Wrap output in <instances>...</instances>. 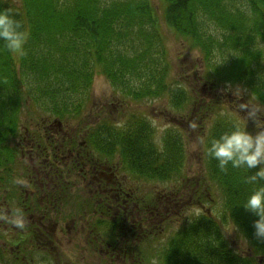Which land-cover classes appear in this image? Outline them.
I'll return each mask as SVG.
<instances>
[{
	"label": "trees",
	"instance_id": "trees-1",
	"mask_svg": "<svg viewBox=\"0 0 264 264\" xmlns=\"http://www.w3.org/2000/svg\"><path fill=\"white\" fill-rule=\"evenodd\" d=\"M18 1L0 0V9L13 8L29 28V38L35 39L28 46H24L22 55H12L7 49H0V66L5 68L7 64L11 65L8 75L1 78L3 81L0 80V89L7 90V83L15 86L8 91L15 97L14 105L8 97L5 99L1 97L0 91L2 98L0 137L10 126L16 129V133L19 131V125L11 123L21 111L17 102L22 86L27 88L33 101L39 94L41 100L51 97L53 104L49 100L46 105H52L53 111L59 106L62 108V115L65 116V113H69L67 106H71L73 95L80 89L74 90L70 102L65 100L67 92H70L66 89L69 87L67 85L69 79L81 82L87 75H90L91 79L94 69L98 74L104 73L112 80L117 78L141 80L146 71L168 70L166 67H157L159 65L156 62L162 59L165 61L169 52L165 48L157 11L153 7H147V4L143 3L145 0H24L27 2V8ZM163 2V14L168 19V26L187 40L188 47L199 45L206 56H212L214 52H221L224 49L229 55L227 58H231V66L239 67L237 71L241 72L237 77L234 76V81L240 80L241 77L245 79V72L246 79L250 74L251 76L264 74L258 68H252V65L259 64L264 71V66L260 63L262 59L264 60V47L260 49L258 45H253L256 35L264 37V0H163ZM121 17L123 18L121 23H125L128 29L119 28L123 25L120 24ZM135 17L139 26L138 32L133 35L129 34V31L132 29L131 21ZM145 22L147 25L143 27ZM210 28L219 31L222 41L209 33ZM42 32L43 43L38 47ZM57 33L67 35V38L71 35L76 39L71 42L64 41L61 45L57 42ZM121 37H125L131 44L125 45ZM222 57L224 62L229 60L226 55ZM26 60L29 62H24ZM99 60L100 67L96 65ZM251 63L253 64L250 66ZM45 76H50L46 82ZM39 78L42 79L40 84ZM27 79L31 82L30 86L27 85ZM163 81L164 75L155 81L156 90L153 92L155 95L162 94L161 91L168 88ZM70 85L72 89L75 88V84ZM253 91L261 92L255 87ZM138 94L144 92L140 91ZM220 122L223 124L226 121ZM140 126L141 121H138L136 129L138 130ZM230 126L229 122L226 126L217 124L215 131L210 128V136H218ZM100 133L97 129L91 135L93 141L92 138L97 137L95 144L98 150H101L110 138L109 134L98 137ZM0 144L3 147H0V186L7 187L8 184H14L12 179L9 180V176L18 174L15 170L19 165L13 160V149L9 148L4 140H0ZM203 153L209 180L215 179L219 183L220 197L216 221L212 214L204 215L203 223L200 218V221L199 219L192 221L187 228L180 229L170 237V243H166L159 256L164 260L163 264H257L254 255H264V237L255 235L254 221L258 217L241 204L253 187L244 182V177L256 169L247 171L229 165L226 171H222L217 161L209 157L205 149ZM13 192L18 193L21 198L20 185L15 186ZM227 223L234 226L236 224V228L251 247V256H244L242 259L231 252L232 249L225 241L220 228ZM183 242L187 245L190 243L197 245L193 249L191 245L183 246ZM202 249L205 256L200 254ZM3 255L0 246V264L4 263Z\"/></svg>",
	"mask_w": 264,
	"mask_h": 264
},
{
	"label": "rangeland",
	"instance_id": "rangeland-1",
	"mask_svg": "<svg viewBox=\"0 0 264 264\" xmlns=\"http://www.w3.org/2000/svg\"><path fill=\"white\" fill-rule=\"evenodd\" d=\"M3 1L9 2V0ZM10 1L15 2L16 0ZM143 3L147 4V7L149 6L155 8V10L157 11V15L159 17L158 24L160 29H162L163 41L165 44V48L169 52V55L166 57L165 61H163V59L157 61L156 63L159 66H156L160 68L166 67L168 71H146L144 72L145 75L143 74L141 76V80L131 79L128 89L142 90L145 88V86L149 84L155 85V81L157 80V78H162L165 74H167V76H165L164 79L167 83L168 88H165L164 91H161L162 94L154 95L153 97L151 95H145L142 96V100L129 101L128 97L126 99H123L120 91L117 90L114 86H112V78L107 77V75L104 73L98 74L96 69H94L92 71L91 79L90 75H87L86 79H83V81L81 82L71 79H69V81L67 80V82H69L67 84L69 87H67L66 89L70 92H67L68 94L65 96V100L70 102V98L71 95L74 94V90L76 88L80 89L78 93L73 95L70 103L71 106H67L69 109V113H65V116L60 114V116L63 117L61 118V127H65V129H69V131L78 130L79 136H82V133L87 131L86 136L88 137H90L92 133H94L98 126L102 125L103 120H108L107 122H105V126L111 127L113 129H118L119 126L125 127L126 125L136 123L137 120L141 122L143 120H146L151 125L149 128H151L153 131H157L156 134H159L163 128L166 129L171 127L172 130L173 128L178 129L182 127L181 130L186 139L185 150L188 151V157L182 163L183 168L181 167V171L183 173H179L175 177L169 179L166 184H163L158 180L150 179H146L140 182L136 181V183L135 181H133L137 192L141 193L143 199L148 195L147 193H149L153 195L152 197H154L155 199H159V197H169L168 199L175 201L171 206L173 207L171 208L172 213H170L169 217H167L166 219L165 228L162 233H159L160 236L158 238L164 240L167 239L168 236L171 237L175 230L180 229V225L185 224L186 220L187 222L190 221L192 218L195 217V215H198V213L201 214V217L206 214H212L215 216L213 217L214 219L217 218L216 215L218 214V201L220 197L219 189L215 184L210 182L209 176L204 170L200 168V164L203 163V156H205L202 155V152L205 149V145L202 144L201 141L206 136H210L208 128L216 126V123L209 120V118L206 116V112L203 111V109L205 106L207 107V103H211L210 101L213 100L214 106L218 109L217 112L219 113V118L227 117L228 121L231 122L234 116L238 115V113L235 112V105L232 103L235 98L232 95L231 91L225 92L223 90L225 83L228 81H218L215 78L216 76H214V79L216 80V85L214 86L215 89H208L207 91V89L204 90L202 87L203 83L205 84V82L204 80H200V74L208 76L209 82H212L211 75H209V73L207 72V68L202 66L205 59L209 60L212 56H206L205 53L202 52V48L199 45L198 47L194 48L188 47L187 40L182 39L181 37L179 38V36H177L170 29V27L168 26V19H166L163 14V0H145ZM119 19L120 24H123L119 28L128 29L125 23H121L123 22V18L121 17ZM124 19H126V17ZM146 25L147 24L145 22L142 26L145 27ZM138 26L139 25L135 17L131 21L132 29L129 31V34L135 35L138 32ZM129 36L130 35H128V37ZM121 38H123V43L125 45L127 44L129 46L131 44L129 40H125V37ZM220 41H222V39H220ZM253 45H258L259 48L262 49L264 47V37L261 35H256V39L254 40ZM212 55H215L216 59L225 55L226 58L229 56L228 54H226V52H224V49L221 50V52H214V54ZM262 64L264 66V62H262ZM261 72H263V70ZM49 77L50 76L44 77L45 82L49 79ZM239 79L240 80L238 81L232 82V84L241 85L243 82V77ZM41 81L42 79L39 78L38 84H40ZM54 82L55 81L53 80L52 83ZM178 82L179 84L177 85ZM70 84H75V88L72 89ZM27 85H31V82L28 79ZM241 86L246 89V91L244 92L243 99L247 100L250 92L247 87L243 85ZM194 90L197 91V94L203 99H199V96L195 97V102L191 101L188 104L190 109L186 111L184 102L185 97L189 98L192 91ZM166 93H168L169 100H171L172 102L171 107L169 105L168 98L164 96V94ZM178 93V100H173V95ZM216 96H219L220 101L223 102L221 103L217 101ZM262 99L264 100V97ZM40 100L41 95L39 94L36 98H34V101L28 100L25 105L21 106V117L23 121L19 125V137L24 138L28 136L32 130L35 129H37L39 132L44 133V126L43 124H41V120L46 119L48 120V123L51 124L50 128L52 130L50 131H52L53 134H55V137L58 138L59 141H61V137L63 136L61 132L62 129L59 128L57 124L52 122L54 117L48 115L50 114L49 111H45L44 108L39 107V104H46V100L48 99L41 101ZM199 101H202V105L197 107L196 104ZM180 103L184 109H178L177 106ZM131 113H140L139 118L135 116L127 118ZM243 114L244 113L242 112L241 115ZM173 116L175 117L173 118ZM203 118L205 119V121L203 120ZM218 120L216 122H218ZM247 124L249 126L250 131H255L254 122L251 119L247 121ZM223 125L226 126L227 122H223ZM201 130L202 132H200ZM83 138L84 137L82 136L81 138H78V140H83ZM131 143L134 145L137 144L143 149L152 146V144L146 142L141 137H136L134 138V140L131 138ZM22 150V161L20 164H18L19 168L15 170L16 173L18 172V174L14 176L10 175L9 180H14V178L17 177H24L26 183L20 186L21 191L23 193V199L16 198L14 196V193L13 196L8 193L9 189H12V186L15 187L18 185L11 184L9 189H7L8 187L0 186V209H7L10 207L22 208L23 202L25 200H28V202L32 201L37 204L41 203L43 207L45 205H48V202L44 203V198L39 186L41 183L40 179L43 177V172L46 171L42 172L38 169L37 172H33V170H36L34 166L38 165L41 159L43 163L44 161H50L51 159H54L56 150L38 153L35 148H30L29 146H25L24 148H22ZM160 150L161 147L156 148L153 151V154H159ZM59 156L62 158V164L64 165L63 175L69 181H71L69 183L70 188H66V191H69V193L63 199L66 203H68V205H66L65 202L64 204L60 203V206L58 208L61 210V214H56L54 212L49 214L50 216L52 215V219L46 222L45 219L44 221L41 220V212L39 211V209L34 208L31 212H27L25 214L26 226L29 225V227L31 226L34 228V226L39 224L41 221L46 226V228H48V226H51L52 224L55 225L52 229H50V234L52 235V239L54 240V242H51L52 240H50V242L46 241L45 237L49 238L46 233L44 235L43 233L42 235H39L41 239H38L40 242H37L38 245L45 250L47 249L50 243L53 244L54 248L50 251L53 252L54 255L59 254L60 256L59 261L57 260L58 258H56L55 256L56 259L53 260V264H88L86 261L73 262V259H77V257H90L91 254L88 251L85 242H88V240L90 239L89 232L91 229H87L86 226L85 228L81 226L80 230H78V228L72 227L73 224H71V222L73 220L72 215L70 213L73 210L74 204H70L74 201L72 200V193H76V196L78 198L82 195L87 197L88 194L86 192H88L90 189H82L80 186H78L79 182L73 183V173H68V168H70L69 158L72 157V154L65 153L59 154ZM138 157V154L135 155L134 160ZM86 161L87 160H85V162ZM108 163H114L112 157L108 161ZM78 166L81 165L78 164ZM23 170H25V172L31 171L32 174H35L33 178L34 181H36V184H33V182L29 181L28 174L24 173ZM76 170H78V168ZM127 173L128 172H126L125 169L121 168V170H119V173L116 174H119V177L121 176V174H125L129 177L130 175ZM184 179H188L187 182ZM188 182H190L191 184ZM205 183H209L207 192L204 195L202 194V197H200L199 195H201L202 191L205 190ZM192 184L194 185V187H192ZM197 187H199L200 189L198 190ZM194 188H197V194L193 191L195 190ZM4 189H7L8 191ZM151 201L152 199L149 202ZM200 206L204 207V210H202V212L198 209ZM75 217L78 218L77 216ZM54 221L57 222V224L53 223ZM76 224L82 225L83 221H77ZM232 227H234V225L230 223H227L222 226L221 231L225 236V241H227L231 247L232 245L234 246V248L232 247L234 251L239 254L243 252L244 254L249 251V244L246 240L243 239V237H241V233L238 231V229L235 228L230 232L224 231L225 229H231ZM25 229H16L12 225L0 221V242H14L13 233L14 231L17 232L18 230L21 234L23 233L24 236L26 235L22 238L25 240V242H31L27 237ZM163 244L164 242H154V248H158ZM190 245L193 249H195L197 244L190 243L187 245L185 242H183V246ZM2 247H4L2 250L5 251L3 255V260L8 259L7 262L11 261L12 253H8V251L10 250V245L7 244L3 245ZM200 252L202 256L206 255L203 249ZM41 254L44 253L39 249L36 255L40 257V261H43V258H41L40 256ZM26 255H30L36 260V255L34 253L27 252ZM88 262L90 263V261ZM37 264L44 263L38 261Z\"/></svg>",
	"mask_w": 264,
	"mask_h": 264
},
{
	"label": "flooded vegetation",
	"instance_id": "flooded-vegetation-1",
	"mask_svg": "<svg viewBox=\"0 0 264 264\" xmlns=\"http://www.w3.org/2000/svg\"><path fill=\"white\" fill-rule=\"evenodd\" d=\"M86 132L87 131L82 133L84 137L83 140L91 139V136H86ZM74 134L76 138L82 137L79 136L78 130H74ZM73 139L71 135H63L61 137L62 142L60 141L62 144L55 147L56 153L54 159L44 161V163L41 159L38 165L34 166L36 170H33V172H37L38 169L42 172L46 171L43 172L45 177L40 179L41 183L39 182L40 191L43 195L44 203L48 202V205L53 204L57 208L60 206V203L64 204L65 201L62 197L68 195L69 191H66V188H70L69 183L71 182L63 175L64 165L62 164V158L59 156V154L63 152L60 150V147L72 142ZM82 144L87 150L86 154L69 153L72 154V157L69 158L70 168H68V173H73V183L79 182L78 186L82 189H90L86 192L88 194V205L94 209L93 211L97 214L95 215L97 218L94 220L79 216L78 219L71 222V224H73L72 227L78 228V230L81 229V226L84 228L86 226L87 229H91L89 232L90 239L88 242H85L91 254L90 257H77V259H73V262L86 261L88 264H140V260H143L140 244L148 242L145 244L149 246L154 245L152 238H150L153 232L150 223L154 220V213H158L162 209L171 208L175 201L168 199L169 197H159V199L153 198L151 202L146 204L142 201L139 206L134 200L135 192L130 189L122 190L119 181L111 177L114 171H117L119 163L113 160L114 163L109 164L108 161L111 159L110 155L106 156L104 161L91 159L90 156H88L89 153L97 158L103 156V153L94 150V145L92 143L82 141ZM47 151L48 150L41 148L38 149L37 152L43 153ZM85 160L87 161L85 162ZM78 164L81 166H78ZM84 165L86 167H84ZM77 168L78 170H76ZM104 169L110 171V175L107 178L93 175L94 172H102ZM34 176L35 174H29L28 179L30 182H33V184H36L33 178ZM122 176L124 175L122 174ZM100 191L103 192L101 195H99ZM195 191L196 193L198 192L196 188ZM122 193L125 195V199L122 198ZM19 194L23 195V193ZM165 203H168L169 207H165ZM119 205L123 206L120 209H116ZM202 207L203 206H200V208ZM58 214H61V210ZM42 215L44 214L41 213V216ZM80 220L83 221V224L77 225L76 222ZM53 223L57 224L55 221ZM54 226L55 225L52 224L46 228L43 223L35 225L34 228L31 226L29 227V225L26 226L25 231L31 242H25L22 238L26 235L24 236L23 233L21 234L19 230L17 232L14 231V242H8V245H10L8 253H12L11 264H37L38 261L44 264H53V260L56 258H58L57 260L59 261V254L54 255V253L50 251L54 248L52 243L48 245L46 250L42 249L37 243L40 242L38 239H41L39 235H42V233L43 235L46 233L47 236L51 238L45 237L47 242H50V240L54 242L50 234V229ZM39 249L44 253L40 255L41 258L44 255L47 256L43 261H40V257L36 255ZM27 252L34 253L36 255V260L32 256L26 255ZM88 261H90V263Z\"/></svg>",
	"mask_w": 264,
	"mask_h": 264
},
{
	"label": "clouds",
	"instance_id": "clouds-1",
	"mask_svg": "<svg viewBox=\"0 0 264 264\" xmlns=\"http://www.w3.org/2000/svg\"><path fill=\"white\" fill-rule=\"evenodd\" d=\"M209 33L218 40L222 39V35L215 28H210ZM29 36V28L13 8L0 9V41L3 42V48L12 55H22ZM223 61H218L216 65ZM223 90L231 91L235 98L232 103L238 115L231 120V126L227 130L218 136H206L201 142L205 145L209 157L217 161L222 171H226L229 165L247 171L256 169L244 177V182L253 187L241 204L258 217L254 221L255 235L264 237V183H261L264 181V103L260 102L253 92L244 100L246 89L240 84L226 82ZM249 119L254 122L255 131L247 129ZM13 183L24 185L26 181L23 177H17ZM0 221L16 229L26 228V217L21 207L0 209ZM236 227L235 224L231 229L224 231L230 232Z\"/></svg>",
	"mask_w": 264,
	"mask_h": 264
},
{
	"label": "bare ground",
	"instance_id": "bare-ground-1",
	"mask_svg": "<svg viewBox=\"0 0 264 264\" xmlns=\"http://www.w3.org/2000/svg\"><path fill=\"white\" fill-rule=\"evenodd\" d=\"M18 1V0H16ZM19 4H21L24 8L26 7L27 2H25L24 0H20L18 1ZM74 35V34H73ZM35 38H29L27 43L25 44V46H28L29 43H31L32 40H34ZM56 39L58 43H62L64 41L66 42H71L73 40H75L76 38L69 35V38H67V35L65 36L62 33H57L56 34ZM68 39V40H67ZM43 43V32H42V36H41V43L38 45V47L42 46ZM3 42H0V49H5L3 48ZM29 49V48H28ZM81 49V48H80ZM30 50V49H29ZM86 52V51H85ZM24 62H29V60H26ZM97 66H101V61L99 60L96 63ZM11 65L7 64L5 68H3V66H0V80H2L1 78L6 77V75H8V73L10 72ZM3 81V80H2ZM15 86H13L11 83H7V90L6 89H0L1 91V97H3L4 99L8 97V100L11 102V104H15V97L10 94L8 91L14 89ZM43 88V86H42ZM20 95L18 96V102L20 104V107L25 105L28 100H32V96H30L28 90L26 87L22 86L20 87ZM0 97V99L2 100V98ZM51 97H45V99H48L46 101H49ZM51 104H53V102H51ZM41 108H44L45 111H49L50 114L53 116V120L52 122L57 124V126L59 128H61V132L62 134L65 135H71L74 139L72 140V142L66 144L63 147H60V150L63 152L62 154L65 153H74V154H78V153H84V155L86 154V149L83 147L82 141L83 142H87V143H95L93 140L91 139H85V140H78V137H74V130L69 131V129H65V127H61L62 125V121H61V117L60 114H62V108H60L59 106L56 107V111H53V106L52 105H44ZM22 117H21V112H19V114H17L15 116V119L12 121L13 123H11L12 125H20L22 123ZM44 121V123H43ZM46 123V124H45ZM41 124H43V130L44 133L39 132L37 129L32 130L31 133L24 137V138H20L19 135L16 133V129L12 126L8 127L7 129H5V133H3L2 137H0V140H4L5 143L9 146V148H12L14 151V158L13 160L17 163L20 164L21 163V157L23 155V150L22 148L25 146H29L32 148H35L37 151L38 149H45V150H54L56 146L62 144L58 138L55 137V134H53L50 126L51 124L48 123V120H41ZM45 124V125H44ZM131 144V135L126 133L121 139L119 140H110L107 143L104 144V146L101 148V152L103 153V156L97 158V157H93V154L89 153L88 156H90L91 159L94 160H98V161H104V158L106 156H108L111 151L113 150V148L115 146H121V147H125V146H129ZM0 147L3 148L0 144ZM135 148V146H134ZM116 166V165H115ZM84 167H86L84 165ZM122 169H127L128 173L130 176L128 177L127 175L123 174L124 176L119 177V170ZM170 171V169H162L160 166H156L152 169H141L137 162L134 160V157L131 156H124L122 162H120L117 166V171H114L113 176H111L113 179H117L120 183V187L122 190H132L135 192L134 195V200L136 202V204H139V206L141 205L140 203L145 202L148 203L151 199H153L154 197H152L153 195L148 194L144 199H142V195L140 192H137L135 185L133 184V181L140 182V181H144L146 179L149 178H156L159 182L166 184V178L163 176L164 173H168ZM93 174V173H92ZM177 174V171H176ZM93 175H97L98 177L101 178H107L110 175V171L108 170H103L102 172H94ZM43 177L44 174H43ZM129 180H128V178ZM213 184H215L218 188H219V183L215 182V181H211ZM209 185L205 184V188H207ZM192 187H194V185L192 184ZM198 190L200 189L199 187H197ZM196 188V189H197ZM202 191V189H201ZM83 192V191H82ZM103 192L100 191L99 195H101ZM203 191L201 193V195H199L200 197H202ZM204 195V194H203ZM73 199L74 200L70 205L74 204L73 206V210L70 213L72 215V220L78 219L75 216L79 217L81 216L82 218L87 217L90 219H94L96 220L97 217H95V215H97L89 205H88V199L85 196H81V197H77L76 193H72ZM122 198H126L125 195L122 193L121 194ZM68 204V203H66ZM123 205H119L116 209H120ZM23 210L24 213L26 214L27 212H31L34 208H38L42 214L41 216V220L45 222L48 220L52 219V215L50 216L49 214L51 213H56L58 214L60 209L57 208L56 206H54L53 204H49V205H45L44 207L40 204H37L35 202H28V200H25L23 202ZM173 208V207H171ZM162 209L161 211H159L158 213H154V220L151 224L153 232H152V242H169L170 243V237L168 236L167 239H160L158 238L160 236L159 233H162L165 225H166V219L167 217H169L170 213H172V209ZM175 212V209H174ZM178 215V214H176ZM30 218V217H29ZM201 219V222H204V218H201V214L198 213V215H195L194 218H192L190 221L187 222V220L185 221V224L180 225V229H185L188 227L189 223L191 224L192 221H196L198 219ZM199 219V221H200ZM42 221L39 223L41 224ZM180 229H177L174 231L173 234H175L176 232H178ZM8 242H0V245H7Z\"/></svg>",
	"mask_w": 264,
	"mask_h": 264
}]
</instances>
